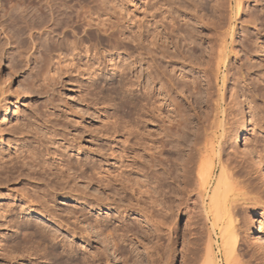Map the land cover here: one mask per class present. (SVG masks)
Instances as JSON below:
<instances>
[{"label": "rangeland", "instance_id": "obj_1", "mask_svg": "<svg viewBox=\"0 0 264 264\" xmlns=\"http://www.w3.org/2000/svg\"><path fill=\"white\" fill-rule=\"evenodd\" d=\"M243 2L235 16L228 0H0V264L200 263L210 222L193 200L181 215L174 208L176 172L200 133V147L210 136L214 147L224 143L222 161H244L231 197L239 215L231 264H264L253 244L264 238V203L252 199L264 189V0ZM220 17L233 18V36L207 86L197 64L212 65ZM219 88L226 120L244 124L239 141V130L219 139ZM149 186L164 207L158 232L145 211H128ZM211 236L215 263L225 264L218 231Z\"/></svg>", "mask_w": 264, "mask_h": 264}, {"label": "bare ground", "instance_id": "obj_2", "mask_svg": "<svg viewBox=\"0 0 264 264\" xmlns=\"http://www.w3.org/2000/svg\"><path fill=\"white\" fill-rule=\"evenodd\" d=\"M232 2H234V15L237 16L242 10L243 8V5H244V2L243 0H228V3L229 5H232ZM257 2V1H256ZM220 14V10L217 9L216 11V14ZM232 13V14H233ZM215 14V13H214ZM221 15V14H220ZM218 15V16H220ZM52 16V15H51ZM50 16V17H51ZM197 16V15H196ZM54 17V16H53ZM52 18V17H51ZM50 18V19H51ZM101 18V17H100ZM221 18V17H220ZM219 18V19H220ZM229 18V17H228ZM227 18V19H228ZM54 19L55 21V18H52ZM51 19V21H53ZM102 19V18H101ZM218 19V27H221L222 29H224L223 32L220 33V36H219V40L215 43L213 42V44L209 43L208 46H209V50H208V54L210 55L209 57V61L210 63L213 65H208V62L204 65V66H201L199 64H197V68L199 70V72H201L202 76L207 80L206 84L207 86L210 84V80L213 78L215 81H218L219 80V71H221L220 69L222 67L225 66V60L227 59V54L225 52V49L227 48L228 46V40H229V37L233 36L232 34V30H231V26H232V23H233V18H229L228 20H222L223 21H220ZM104 20V19H103ZM236 20V19H235ZM253 20V19H252ZM251 20V21H252ZM255 20V19H254ZM53 21V22H54ZM101 21V20H100ZM46 22V21H44ZM101 23V22H100ZM99 23V24H100ZM104 22L102 21V23L100 24L101 26H98V32L100 33H106L107 32V28L104 27ZM200 23H204V21L200 22ZM252 23H255V21H253ZM55 24V23H54ZM234 24H235V21H234ZM233 24V25H234ZM43 25H46L43 24ZM42 25V27L44 28V26ZM98 25V24H97ZM216 25V23L214 24ZM33 26V25H31ZM40 26V24H39ZM47 26V25H46ZM35 27V26H34ZM41 27V26H40ZM51 27H54V25H52ZM235 27V26H234ZM39 28V27H38ZM45 29V28H44ZM48 30H51V28H49ZM53 31V30H52ZM51 31V32H52ZM234 31V30H233ZM48 33V32H47ZM103 35V34H102ZM232 39V38H231ZM139 40V39H138ZM209 42V41H208ZM71 45V44H70ZM138 46V45H137ZM140 47V46H138ZM229 49V48H228ZM58 50V49H57ZM227 50V49H226ZM64 55V54H63ZM59 56V60L58 62L61 63V61H63V58H61L60 54H58ZM71 56V55H70ZM154 56V55H153ZM57 57V56H56ZM65 57V56H64ZM69 57V56H68ZM67 57V58H68ZM73 57V56H72ZM185 58V57H183ZM57 59V58H56ZM73 60V59H72ZM66 62V59L64 60ZM187 61V60H186ZM68 64L72 61H68ZM184 63V62H183ZM66 65V64H65ZM59 66V65H58ZM69 66V65H68ZM89 67V66H88ZM91 67V66H90ZM211 67L214 68V72L212 74V76H208V73L211 72ZM60 68V67H59ZM67 68V67H65ZM69 68V67H68ZM62 69V68H61ZM47 70V69H46ZM99 70V69H98ZM91 71V70H90ZM100 71V70H99ZM49 72V71H48ZM56 73V72H55ZM60 73V71H59ZM212 73V72H211ZM156 74V73H155ZM165 74V73H164ZM163 74V75H164ZM45 75V74H44ZM157 75V74H156ZM154 75V76H156ZM211 75V74H210ZM158 76V75H157ZM55 77V76H54ZM164 77V76H163ZM211 77V79H210ZM53 78V77H52ZM155 78V77H153ZM47 79V78H46ZM51 79V78H50ZM49 81V80H48ZM57 83V82H56ZM170 84V83H169ZM224 84V83H223ZM223 86V85H222ZM248 86V85H247ZM223 88V87H222ZM222 88H219L218 89V95L216 96L215 98V101L213 102L214 104V110H215V114L213 113L214 115V119L217 118H220V120L218 121L219 125L217 126L219 131H220V136H219V139H222L224 138V140L227 138L228 135H232L234 134V130H239V134L240 136L238 137V141L241 140L240 138L243 136L241 135V131H242V124L239 126L238 123L237 125H235L236 121H232V122H228V120H226V108H225V105L222 103L224 102L223 100V94H222ZM49 89V88H48ZM48 91V90H46ZM5 94V92H3L2 90L0 91V109L2 108V106H6V105H2L1 103L3 101H5L4 97L1 98V96H3ZM237 95V94H236ZM233 97V96H232ZM235 100V99H234ZM233 100V101H234ZM246 101V100H245ZM8 102V101H7ZM4 104H7V103H4ZM231 104V103H230ZM243 104V103H242ZM248 108H250L248 106ZM154 109V108H153ZM156 110V108L154 109ZM152 110V111H154ZM159 110V109H158ZM229 110V109H228ZM250 111V109H249ZM5 112V110L3 111ZM247 113V112H246ZM234 116V115H233ZM213 118V117H212ZM222 118V119H221ZM213 120V119H212ZM233 120V119H232ZM230 121V120H229ZM238 122V121H237ZM211 123V122H210ZM215 122L213 121V123L211 124V128H214L216 124H214ZM244 125V124H243ZM210 126V125H209ZM245 127V126H244ZM198 128V127H197ZM260 128V127H259ZM199 130V129H198ZM210 130V129H209ZM197 132V130H196ZM199 133V132H197ZM197 135V134H196ZM200 135H202L200 133ZM200 135L198 134V136L200 137ZM208 135H210L208 133ZM206 136V135H205ZM234 136V135H233ZM199 137H195L193 140L194 142L192 141L193 144L192 145V151L193 153L190 155L187 156L186 159H184L183 161L181 160L180 164H181V167L180 166H177L180 167L179 169L181 170V174L179 175V173L176 172V175L175 179H177L176 181L174 180L176 186H175V196L176 198H178V201H177V207L174 206V208L176 209V212H178L179 214L178 215H181V209H183V211L190 207V202L192 201L193 203V210L196 211V213L198 212L199 216H201V220L204 221V223L206 224V222H210V227H209V232H208V236L206 237V239L202 240V242L200 243V246H202L201 248L204 247V250L205 251V256H203V259L201 258L202 261H200V263L198 262V264H216L215 262L217 261L216 259L213 258V255H212V236L211 234L212 233H216V231H218V238L220 240V243H219V248H220V251L222 252V257H223V260L225 262V264H231V262L233 260H231V255L232 253H234V248L236 246V243H237V238H238V232L236 231L237 229H235V223L238 221H236L237 217L239 215H237L236 217V205L234 204V202H232V198L234 196L233 193H235L234 191L236 190V187L238 185V178L236 179L237 177V173L235 172L236 168L237 169V172L241 171L243 169V167L241 166V162H239L238 164L240 165H232V162L230 159H227L226 161H222V159L220 158L221 156V150L224 148V146L222 147V143L219 142V144H217L216 147L213 146V143H210V141L207 139V143L205 142V145H203V147H200V141L202 140L201 138ZM207 137V136H206ZM50 138V137H49ZM212 138V137H211ZM215 140V139H214ZM230 140V139H228ZM209 141V142H208ZM203 142V140H202ZM247 148V147H246ZM255 148V147H254ZM181 149V148H180ZM186 149V148H185ZM188 149V148H187ZM190 149V148H189ZM224 150V149H223ZM248 150V149H247ZM254 150V149H253ZM66 151V150H65ZM178 151V150H177ZM192 151H189V152H192ZM252 151V150H251ZM182 152V151H181ZM184 152V151H183ZM188 152V153H189ZM253 152H256L253 151ZM258 152V151H257ZM256 152V153H257ZM187 153V154H188ZM223 153V152H222ZM225 153V152H224ZM223 153V154H224ZM227 153V152H226ZM228 154V153H227ZM226 154V156H227ZM230 154V153H229ZM254 154V153H253ZM258 154V153H257ZM232 155V154H231ZM255 155V154H254ZM259 155V154H258ZM233 156V155H232ZM185 157V156H184ZM230 157V156H229ZM228 157V158H229ZM36 158V157H35ZM33 157V159H35ZM227 158V157H226ZM237 158V157H236ZM258 158V157H256ZM261 158V157H259ZM179 159V158H178ZM233 159V157H232ZM238 159V158H237ZM236 159V160H237ZM240 159V158H239ZM230 160V161H229ZM260 160V159H258ZM33 161V160H32ZM31 161V162H32ZM35 162V161H34ZM179 162V161H178ZM177 162V163H178ZM244 162V161H243ZM260 162H263V161H259V162H255V165L257 167L260 166ZM69 164V163H68ZM179 164V165H180ZM41 165V164H40ZM39 165V166H40ZM237 165V166H236ZM243 165V164H242ZM264 165V163L262 164ZM42 166V165H41ZM70 166V165H69ZM44 167V166H43ZM59 167V166H58ZM68 167V166H67ZM63 168V167H62ZM69 168V167H68ZM169 168V167H168ZM264 168V167H263ZM52 169V168H51ZM70 169V168H69ZM45 170V169H44ZM60 170H62L60 168ZM167 170V168H166ZM171 169H169L170 171ZM50 171V170H49ZM164 171V170H163ZM167 172V174L170 176L172 173L171 172ZM179 172V170H177ZM257 171V170H256ZM260 171V170H259ZM34 172V171H33ZM59 172V171H58ZM263 172V177H262V182H263V186H264V169L262 170ZM36 173V172H35ZM54 173V171H53ZM52 173V174H53ZM61 173V172H59ZM171 173V174H170ZM157 175V173H155ZM246 174H249L248 172ZM58 175V174H57ZM60 175V174H59ZM155 175V176H156ZM164 175V174H163ZM244 175V174H243ZM262 175V174H261ZM166 176V175H165ZM236 176V177H235ZM58 176H56L57 178ZM157 177H159V175H157ZM163 177V176H162ZM240 178H241V175H240ZM246 178V177H245ZM244 178V179H245ZM160 179V177H159ZM158 180V179H157ZM161 180V179H160ZM237 180V181H236ZM247 180V179H246ZM130 182V181H129ZM128 182V183H129ZM173 182V181H172ZM171 182V183H172ZM173 182V183H174ZM240 182V181H239ZM242 182V181H241ZM240 182V183H241ZM138 183V182H137ZM250 184V183H249ZM152 185V184H151ZM161 185V183H160ZM164 185V184H162ZM240 185V184H239ZM247 185V184H246ZM251 185H253V183H251ZM243 186V185H242ZM133 187V186H132ZM171 187V186H170ZM250 187V186H249ZM149 189H146L145 191H140V189L137 190V192H139V194L141 196H144L146 195V200H142V197L140 201V198H138V207L137 209L136 208H132V207H128V211H136V210H141V211H145L144 214H143V217L144 219L146 220V222H149L151 224V227H152V230L154 229L155 231L154 232H158L160 231L159 229H161L165 223L160 221L162 220V217L161 216V209L164 208L163 206H161V204L163 202L160 203V200L158 199H152V197L154 198V194L152 195V193L154 192L153 190L150 189V186L148 187ZM152 188V187H151ZM154 188V187H153ZM163 188V187H161ZM244 188V187H243ZM246 188H248L246 186ZM245 188V189H246ZM252 188V186H251ZM157 189V188H156ZM173 189V188H172ZM132 190V189H131ZM134 190V189H133ZM155 190V189H154ZM160 190V189H159ZM163 190V189H162ZM166 190V189H165ZM171 190V189H170ZM153 191V192H152ZM167 191V190H166ZM250 191V190H249ZM136 192V193H137ZM162 192V191H161ZM170 192V191H169ZM135 193V191H134ZM155 193H157L155 191ZM245 193H248V192H245ZM245 193L243 194V196H245ZM251 193V192H250ZM138 194V195H139ZM167 194V193H166ZM171 194V192H170ZM174 194V193H173ZM260 196L257 198H252L253 200L254 199H257V200H254L255 203H259V204H262L264 203V189L260 191ZM139 195V196H140ZM240 195V194H239ZM159 196V195H158ZM164 196V194H163ZM232 197V198H231ZM248 198V196L246 195L245 198ZM159 198V197H157ZM263 198V199H262ZM162 199H164L162 197ZM248 199H251V197L249 196ZM248 199H246L248 201ZM249 200V201H252ZM44 200V199H43ZM167 200V199H166ZM263 200V202H262ZM34 201V200H33ZM31 202L30 204V207L33 206V210L34 212H37V213H43L44 211H42V208H36L34 205L35 203L34 202ZM167 202V201H166ZM140 203L143 205V206H140ZM253 203V202H252ZM257 203V204H258ZM43 205V204H42ZM148 205V206H147ZM149 205L151 206V208L149 207ZM174 205V204H173ZM238 205V204H237ZM161 206V207H159ZM168 206V205H167ZM166 206V207H167ZM241 206V205H240ZM239 206V207H240ZM42 207V206H40ZM148 207L151 209L149 210ZM160 208L159 210H157L156 208ZM166 209V208H165ZM168 210V209H167ZM166 210V211H167ZM160 211V214H158L157 212ZM164 211V210H163ZM169 211V210H168ZM172 212V211H171ZM181 212V213H180ZM189 212V211H188ZM167 213V212H166ZM170 213V212H169ZM184 213V212H183ZM46 215H49L48 211L45 213ZM249 214V213H248ZM247 214V215H248ZM155 215H156V218H155ZM175 215V214H174ZM173 215V216H174ZM177 215V213H176ZM191 215V214H189ZM188 215V217H189ZM246 216V215H245ZM255 216L256 215H249L248 216V220H249V223L252 225L253 227V230H254V226H255V222L257 220H255ZM170 217V216H169ZM172 215L170 217V221L167 225L166 228V231L167 230H170L172 231L173 233V236L174 234L176 235V231L173 227V225H175L173 223V220L172 219ZM176 218V217H174ZM245 219V218H244ZM164 221V220H163ZM164 228V227H163ZM164 231V230H163ZM258 231V230H257ZM167 233H170L167 231ZM155 234V233H154ZM169 235V234H168ZM214 235V234H213ZM155 238V237H154ZM157 238L158 235H157ZM156 238V239H157ZM169 239V238H167ZM173 239V243H174V240L176 241V236ZM252 239V238H251ZM159 240V239H158ZM254 241V245L263 249L264 250V238L263 237H258L256 239L253 240ZM252 241V242H253ZM172 242V241H171ZM213 242H215L213 240ZM217 243V242H216ZM215 245V244H214ZM217 245V244H216ZM253 245V246H254ZM218 248V249H219ZM234 251V252H233ZM201 254L200 255H203L204 253L201 251L200 252ZM214 253V252H213ZM233 256V255H232ZM199 258V259H200ZM234 258V257H233ZM216 260V261H215ZM202 262V263H201ZM62 264H65V263H62ZM71 264V263H70Z\"/></svg>", "mask_w": 264, "mask_h": 264}]
</instances>
